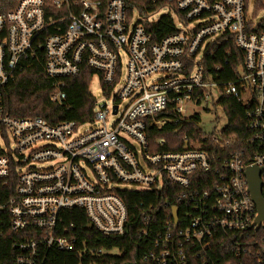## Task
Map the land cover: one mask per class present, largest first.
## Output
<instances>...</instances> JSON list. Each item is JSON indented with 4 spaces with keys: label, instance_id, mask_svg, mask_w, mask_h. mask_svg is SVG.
<instances>
[{
    "label": "built area",
    "instance_id": "obj_1",
    "mask_svg": "<svg viewBox=\"0 0 264 264\" xmlns=\"http://www.w3.org/2000/svg\"><path fill=\"white\" fill-rule=\"evenodd\" d=\"M257 1L177 0L179 13L161 9L175 30L158 42L142 23L160 17H142L125 0H19L0 12V245L8 239L12 248L0 264H45L53 249L104 257L109 252L88 248L65 217L80 209L100 233L128 235L124 190L166 195L144 209L137 234L152 248L142 264H264V220L257 222L247 175L261 169L264 199V10ZM231 39L244 61L225 81L221 66L211 70L204 58L210 44ZM35 66L52 83L54 103H63L64 79L83 66L110 101L96 100L83 123L14 117L4 90ZM216 92L219 104L228 95L245 107V136L225 132L228 118L220 132L201 128L194 108ZM163 112L170 115L157 116ZM149 119L157 128L194 119L202 134H186L178 151L158 149L161 137L152 150Z\"/></svg>",
    "mask_w": 264,
    "mask_h": 264
},
{
    "label": "trees",
    "instance_id": "obj_2",
    "mask_svg": "<svg viewBox=\"0 0 264 264\" xmlns=\"http://www.w3.org/2000/svg\"><path fill=\"white\" fill-rule=\"evenodd\" d=\"M131 10L136 9L142 17H148L162 8L171 7L177 13V0H125ZM210 2L214 0H208ZM19 0H0V12L14 9ZM106 4L108 0H101ZM256 10H264V4L260 0L256 3ZM143 26L152 35L153 42L160 41L163 37L174 32L172 18L163 14L158 20L144 21ZM258 32L264 33V17L258 24ZM205 62L209 69L214 70L217 65L221 66L219 78L229 80L234 76V68L244 61V52L234 43L215 41L208 46L205 54ZM226 70V72H224ZM228 70V72H227ZM94 70L83 66L81 72L73 77L64 79L63 90L66 98L62 104L51 101L50 95L53 91L52 83L44 77L40 66L23 70L18 73L15 81L8 84L4 90L3 100L6 111L14 117H36L40 116L52 123L64 120H73L77 123L90 121L95 107V96L90 91V84ZM228 124L225 132L228 135L242 137L246 135L245 107L236 98L223 95L220 99ZM167 112L159 113L157 116H169ZM149 119L147 121L148 140L153 146L158 138H165L163 146L158 149L178 151L182 148L186 134L201 136L202 132L196 129V121L191 119L179 128L174 122L168 121L162 128H157ZM208 143H203L202 148L207 149ZM166 196V195H165ZM163 194L153 191H122V197L126 201L129 217L130 232L123 237L104 235L94 227L86 229L88 223L83 210H74L67 213L65 220L76 224L77 234L81 242L93 250L103 249L111 253L104 257H83L74 252L49 251L45 264H142L143 254L152 248V244L146 243L138 238V230L142 225L144 209L149 205L164 203ZM181 209V206H180ZM161 211V214H163ZM8 239L0 245V260L6 259L12 254ZM144 264H154L147 261Z\"/></svg>",
    "mask_w": 264,
    "mask_h": 264
},
{
    "label": "rangeland",
    "instance_id": "obj_3",
    "mask_svg": "<svg viewBox=\"0 0 264 264\" xmlns=\"http://www.w3.org/2000/svg\"><path fill=\"white\" fill-rule=\"evenodd\" d=\"M164 14V11L160 10L159 12L152 14L149 19H157ZM264 14V11L260 15ZM124 74V70H123ZM90 91L95 96L97 101H110V98L103 96V93L100 91L98 84V78L95 76L90 84ZM220 95L219 93H214L213 101L209 100L202 102L201 104L195 106V110L200 113L202 122L200 123L201 128L207 132H220L227 122V116L223 107L218 103ZM190 110V109H189ZM89 128L88 124L82 126L81 130ZM123 188H130V185L123 184ZM111 253L110 251H108Z\"/></svg>",
    "mask_w": 264,
    "mask_h": 264
},
{
    "label": "water",
    "instance_id": "obj_4",
    "mask_svg": "<svg viewBox=\"0 0 264 264\" xmlns=\"http://www.w3.org/2000/svg\"><path fill=\"white\" fill-rule=\"evenodd\" d=\"M117 107H115L116 111ZM261 172V169L252 167L249 168L247 171L248 179H249V185H250V191L252 193L253 200L256 202L259 210V215L257 217V222L260 223L261 220H264V199L261 196V183L259 181V174ZM173 216L175 220H177V207H173ZM86 229H91L92 225L88 224Z\"/></svg>",
    "mask_w": 264,
    "mask_h": 264
}]
</instances>
